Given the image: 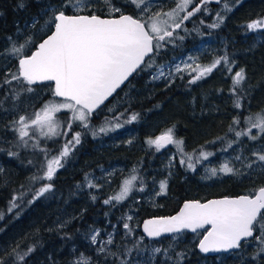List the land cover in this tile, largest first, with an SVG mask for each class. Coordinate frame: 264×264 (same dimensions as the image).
Here are the masks:
<instances>
[{
  "label": "trees",
  "instance_id": "trees-1",
  "mask_svg": "<svg viewBox=\"0 0 264 264\" xmlns=\"http://www.w3.org/2000/svg\"><path fill=\"white\" fill-rule=\"evenodd\" d=\"M70 1L0 0V264H119V257L138 246L149 251L159 246L161 252L142 255L140 251L137 257L131 255L139 262L134 264H264V210L253 226L252 239L236 252L215 257L199 254L197 241L189 243L192 236L185 232L175 235L184 241L168 257L162 253L171 252L167 247L171 237L152 241L140 230L142 220L173 215L187 200L252 196L264 187V171L230 173L206 181L199 166L191 171L181 165L153 204L135 201L133 196L111 200L125 177L124 169L135 166L137 179L145 182L159 176L161 153L155 146L136 147L139 141L144 144L169 132L183 153L213 155L227 147L231 151L230 145L264 126V29L249 28L251 22L264 17V0H224L222 5L199 6L202 0L193 2L182 23L169 30L158 48L153 45V52L128 83L100 110L88 114L91 125L108 120L120 127L115 134L127 131L133 135L131 147L112 144L109 138L98 142L83 123L71 120L67 113L57 116L60 126L53 138L19 135L20 114L14 116V108L28 117L43 102L61 100L54 97L51 84H33L17 77L18 58L9 59L10 40L26 43L20 55L28 56L53 29L55 14L94 12L108 17L109 5L145 23L131 0H92L96 7L79 13L68 7ZM208 38L217 45L208 61H218V65L207 76L182 75L170 84L150 81L158 67ZM257 140L264 145V130ZM55 157V174L44 176ZM112 164L123 170L97 189L87 187V175H99L100 168ZM127 214L137 220L139 229L121 237ZM114 229L108 252L89 239L91 231ZM140 237L142 242L134 246Z\"/></svg>",
  "mask_w": 264,
  "mask_h": 264
},
{
  "label": "water",
  "instance_id": "water-1",
  "mask_svg": "<svg viewBox=\"0 0 264 264\" xmlns=\"http://www.w3.org/2000/svg\"><path fill=\"white\" fill-rule=\"evenodd\" d=\"M221 0H215L219 3ZM52 32L28 56L17 60L18 76L33 84L49 83L54 97L93 114L106 105L153 52L144 23L127 14L54 16ZM170 135L158 139L161 147ZM264 210V187L252 196L184 201L170 216L142 220L140 230L152 241L204 231L196 249L204 257L227 255L253 238Z\"/></svg>",
  "mask_w": 264,
  "mask_h": 264
},
{
  "label": "rangeland",
  "instance_id": "rangeland-1",
  "mask_svg": "<svg viewBox=\"0 0 264 264\" xmlns=\"http://www.w3.org/2000/svg\"><path fill=\"white\" fill-rule=\"evenodd\" d=\"M105 2L104 0H101ZM138 8H140L141 16L144 17L148 33L150 36L155 39L154 47L158 48L161 45V42L166 39L167 33L170 29L178 27L185 18L184 12L191 6L193 2L198 0H131ZM224 1V0H223ZM208 4L207 0H202L200 3L198 1V6L201 4ZM223 4V3H222ZM221 4V5H222ZM68 7L75 13L81 11H91L96 7L95 3H92V0H72L68 4ZM221 5L219 8H222ZM109 14L108 17H115L114 14L122 15V9L115 7L113 5L107 6ZM62 13V12H61ZM94 14V12L92 13ZM249 28L252 31H258L264 29V17L258 20H255L249 24ZM31 33V29H28ZM259 35L257 34V38ZM11 41V48L9 51V59L21 58L22 49L26 47V43L16 44ZM217 45L216 41L208 38L205 41L201 42L199 45L189 50L187 53L180 55L175 58L170 63L164 64L154 70L150 76V81L153 83H165L170 84L174 78L187 75L193 76L196 79H201L207 76L212 72L218 65V61L209 62L207 56H212L216 51ZM18 77V71L16 72ZM14 116H18V132L20 136L26 133L34 134L38 138H53L56 136L60 124L57 121V116L61 113H67L71 120L76 122H81L85 127L89 129L91 134L98 142L104 140V138H109L110 143L120 144L124 143L126 146H132L133 144V135L129 132L117 133L115 132L120 129L116 124L111 121L106 120V122L99 125H91L88 119V113L83 109L74 106L69 101H53L49 100L43 102L37 109L33 108L32 115L25 117L24 114L19 112L17 108L13 110ZM264 126L261 128L255 129V132L246 133L247 136L245 140L240 143H235L229 146L231 151L227 148L219 149L213 155H209L203 152L192 153L187 152L183 153L181 149V144L178 140L173 138L172 134L166 132L164 134L158 135L154 138L147 139L144 144L138 143L135 144L137 147H153L155 146L157 150L161 153L160 164L157 168V175L151 176L147 182L137 179L138 171L137 168L127 171L124 169L125 177L121 179L117 191L111 196V200L117 202L124 201L130 197H135V201H144L146 203L153 204L154 198L162 194L167 185L168 179L171 178L176 168L181 165H185L191 171L196 170L199 166L202 173L203 179L209 181L213 178H222L223 176L230 173L237 172H263L264 171V145L257 140V135L262 133ZM115 134V135H114ZM163 135H170L172 137V142L166 146L161 147L158 144V139ZM69 150V148H67ZM67 153V152H64ZM58 158H53L48 162L47 167L44 171V176H48L51 173L55 174ZM123 168L119 164H112L107 168H100V174H90L86 177L87 187H92L97 189L101 187L106 180L110 179L111 176L115 175L117 171H121ZM133 193L135 195H133ZM133 219V220H132ZM137 220L132 218L131 214H127L125 222L123 224L124 232L120 233L121 237L126 235V233H133L134 229H139L137 227ZM126 232V233H125ZM116 233L115 229L111 230L109 233H98V231H91L89 233V239L92 242H97V246L101 251H107L112 247L114 234ZM181 234V233H179ZM204 231L197 232L195 234H189L192 238L189 240V243L198 241L203 236ZM177 235V234H175ZM171 236V241L167 246L171 249V252L166 253L163 251V255L170 256V253H174V249L177 247V244H180L184 241L182 237ZM144 237V236H143ZM145 238V237H144ZM138 242H142L140 237L136 240L135 245ZM167 248V250H168ZM145 247H135L130 248L124 257H119L117 263L119 264H134L139 263L132 260V256L137 257L141 251V254L149 253L150 255H156L161 252L159 246L153 247L152 251H147ZM133 251V252H132ZM169 251V250H168ZM111 252H113L111 250ZM149 262L152 259L147 258ZM170 260L174 259L169 258ZM209 262L203 261L201 264H208Z\"/></svg>",
  "mask_w": 264,
  "mask_h": 264
},
{
  "label": "flooded vegetation",
  "instance_id": "flooded-vegetation-1",
  "mask_svg": "<svg viewBox=\"0 0 264 264\" xmlns=\"http://www.w3.org/2000/svg\"><path fill=\"white\" fill-rule=\"evenodd\" d=\"M208 1V3L210 4H213V5H219V4H221L222 3V1L223 0H221L219 3H215L214 1L215 0H207ZM52 32V30L48 33V35L50 34ZM19 77V76H18ZM20 78V77H19ZM21 79V78H20ZM22 80H25V79H22ZM19 130V129H18ZM24 134H25V132H24Z\"/></svg>",
  "mask_w": 264,
  "mask_h": 264
}]
</instances>
